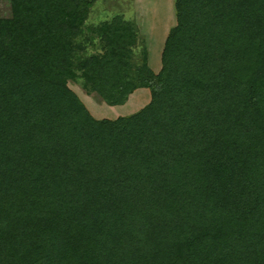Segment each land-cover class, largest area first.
<instances>
[{"label": "trees", "instance_id": "trees-1", "mask_svg": "<svg viewBox=\"0 0 264 264\" xmlns=\"http://www.w3.org/2000/svg\"><path fill=\"white\" fill-rule=\"evenodd\" d=\"M8 3L0 264H264V0H176L159 73L95 0Z\"/></svg>", "mask_w": 264, "mask_h": 264}, {"label": "rangeland", "instance_id": "rangeland-1", "mask_svg": "<svg viewBox=\"0 0 264 264\" xmlns=\"http://www.w3.org/2000/svg\"><path fill=\"white\" fill-rule=\"evenodd\" d=\"M140 4L142 13L140 14L141 21H138L134 0H95L87 23L98 25L116 16L124 17L137 25L141 22L143 27H141L140 37L148 50L149 66L155 73H159L162 68L161 54L165 43L166 28H173L177 23L175 0H140ZM8 16H10L8 0H0V18ZM69 85L96 119L114 120L118 117L132 115L144 108L145 102L149 103L151 99L148 89H139L140 91L137 90L139 92L131 99L132 102H129L128 107L126 106L128 102L123 106L111 107L103 102L98 94L89 95L79 84L70 82ZM138 97H143V99L136 101Z\"/></svg>", "mask_w": 264, "mask_h": 264}, {"label": "crops", "instance_id": "crops-1", "mask_svg": "<svg viewBox=\"0 0 264 264\" xmlns=\"http://www.w3.org/2000/svg\"><path fill=\"white\" fill-rule=\"evenodd\" d=\"M135 1V6H136V18H138V21H141V18H140V14L142 13L141 11V4H140V0H134ZM175 2H176V0H175ZM140 19V20H139ZM176 25H177V23H176ZM175 25V26H176ZM174 26V27H175ZM138 27L140 28V31H141V27H143L142 26V24H141V22H138ZM168 27V26H167ZM173 27V28H174ZM171 29L172 28H166V32H165V43H166V40H167V38H168V35H169V33H170V31H171ZM165 43H164V47H165ZM161 48H162V46H160ZM164 47H163V50H164ZM161 48H160V50H161ZM162 53H163V51H162ZM162 55V54H161ZM140 91V90H139ZM139 91H137V92H135L131 97H130V99H129V101H128V103L126 104V106L128 107L129 106V104L132 102V98H134L135 96H136V94L139 92ZM150 92V91H149ZM151 95V94H150ZM147 98V97H146ZM143 99V97H138L137 99H136V101H141ZM103 101V100H102ZM150 101H151V99H150ZM104 102V101H103ZM130 102V103H129ZM150 103V102H149ZM148 103V101L147 102H145V104L144 105H148L149 104Z\"/></svg>", "mask_w": 264, "mask_h": 264}]
</instances>
